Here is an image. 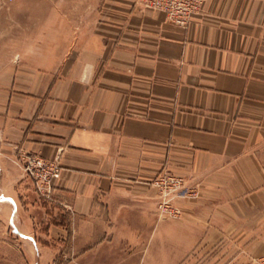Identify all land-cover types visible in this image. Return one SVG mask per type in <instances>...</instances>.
Here are the masks:
<instances>
[{
	"label": "crops",
	"instance_id": "0c3cea01",
	"mask_svg": "<svg viewBox=\"0 0 264 264\" xmlns=\"http://www.w3.org/2000/svg\"><path fill=\"white\" fill-rule=\"evenodd\" d=\"M17 2L0 0V264L263 257L264 0H206L189 24L141 0ZM28 155L60 164L52 200ZM163 172L185 178L178 218Z\"/></svg>",
	"mask_w": 264,
	"mask_h": 264
},
{
	"label": "built area",
	"instance_id": "2783aa9c",
	"mask_svg": "<svg viewBox=\"0 0 264 264\" xmlns=\"http://www.w3.org/2000/svg\"><path fill=\"white\" fill-rule=\"evenodd\" d=\"M205 1L141 0L145 8L161 10L166 14L168 20L179 24H189L201 10ZM24 169L36 181L41 194L45 198L52 200L53 181L62 175L60 164L38 155H28L24 159ZM184 183L185 178L183 176L170 172H163L156 178L155 184L161 189L160 206L162 209L167 210L170 207L172 208L171 200ZM262 264H264V260Z\"/></svg>",
	"mask_w": 264,
	"mask_h": 264
},
{
	"label": "rangeland",
	"instance_id": "374dc122",
	"mask_svg": "<svg viewBox=\"0 0 264 264\" xmlns=\"http://www.w3.org/2000/svg\"><path fill=\"white\" fill-rule=\"evenodd\" d=\"M17 1H20V0H2V6H4V5L8 6V5L16 4V3H18ZM9 33L10 32H8V31L0 32V39H2L5 35H8ZM13 33H15V32H13ZM23 34H24L23 32L17 31L18 38H22V40H21L22 42H23ZM183 187H184V185L177 192L179 193L180 190H182ZM171 202H172V204H171L172 208L170 207L167 210L162 209L161 206H160V202H159L160 214L167 215V216L172 217V218H178L179 216H181L182 211L175 204L174 198L171 200ZM55 209L56 208H54V206L50 205V212L52 210L54 211ZM216 257H217L216 255H208V256H206V255H202L200 252H196L192 256H189L187 258V261H188V264H218L217 261H216ZM263 260H264V256L259 258V259H257L252 264H262ZM184 263L185 262L183 261V263H181V264H184Z\"/></svg>",
	"mask_w": 264,
	"mask_h": 264
}]
</instances>
